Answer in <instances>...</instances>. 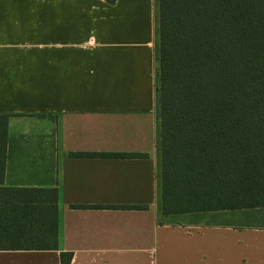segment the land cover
<instances>
[{"label": "crops", "instance_id": "crops-1", "mask_svg": "<svg viewBox=\"0 0 264 264\" xmlns=\"http://www.w3.org/2000/svg\"><path fill=\"white\" fill-rule=\"evenodd\" d=\"M155 44L154 0H0L2 187L24 191L0 264H264V208L159 210ZM31 190L57 192L55 247Z\"/></svg>", "mask_w": 264, "mask_h": 264}, {"label": "trees", "instance_id": "trees-1", "mask_svg": "<svg viewBox=\"0 0 264 264\" xmlns=\"http://www.w3.org/2000/svg\"><path fill=\"white\" fill-rule=\"evenodd\" d=\"M154 7L161 214L264 208V0H154ZM7 119L0 115V230L14 225L7 210L16 214L10 203L24 192L2 187ZM28 192L39 193L28 202L39 204L46 230L38 247L51 240L55 247L57 192Z\"/></svg>", "mask_w": 264, "mask_h": 264}, {"label": "rangeland", "instance_id": "rangeland-1", "mask_svg": "<svg viewBox=\"0 0 264 264\" xmlns=\"http://www.w3.org/2000/svg\"><path fill=\"white\" fill-rule=\"evenodd\" d=\"M249 212V211H248ZM253 212V211H252ZM237 214H240L241 216H243V214H247V213H237ZM248 214H251V213H248ZM253 214V213H252ZM204 216H205V218H207L208 216H210V215H208V214H204ZM243 222V220L241 221L240 219H239V221L237 222V223H242ZM252 222V221H251ZM255 222H259V221H255Z\"/></svg>", "mask_w": 264, "mask_h": 264}]
</instances>
